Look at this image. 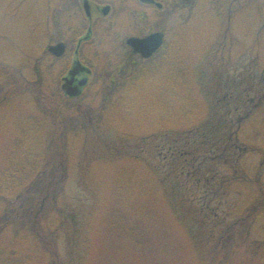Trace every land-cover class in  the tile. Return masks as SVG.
<instances>
[{
	"label": "rangeland",
	"instance_id": "rangeland-1",
	"mask_svg": "<svg viewBox=\"0 0 264 264\" xmlns=\"http://www.w3.org/2000/svg\"><path fill=\"white\" fill-rule=\"evenodd\" d=\"M96 1L110 19L0 0V172L32 163L0 194V264H264V213L243 219L264 196V0ZM154 32L143 64L130 41ZM60 44L92 72L81 99L61 96ZM168 54L190 89L146 70L129 96Z\"/></svg>",
	"mask_w": 264,
	"mask_h": 264
},
{
	"label": "flooded vegetation",
	"instance_id": "flooded-vegetation-1",
	"mask_svg": "<svg viewBox=\"0 0 264 264\" xmlns=\"http://www.w3.org/2000/svg\"><path fill=\"white\" fill-rule=\"evenodd\" d=\"M138 1L141 4V6L151 11L157 10L160 13L165 12L166 6L157 0H153V3H146V2H142L141 0ZM96 2H97L96 0H57V5L59 7L57 11H60V13L63 12L62 15H65V17H67L66 20H73L74 18H78V17H83L84 20L89 22H95L98 19H103V20L110 19L113 16L112 14L115 9L114 6L112 5L100 6ZM85 5L87 6V10ZM171 7L172 8L170 9V13L166 14V16L169 17L170 19L175 17V13L179 11V7L175 6L174 4H172ZM186 8L191 9L188 11L190 12L193 9V5L187 4ZM106 9H108V14H104V11ZM48 10L49 11L52 10L50 6ZM154 33H150L147 36L143 37L142 39H145L146 37ZM92 34H93L92 28L88 29V32L84 39L86 40L90 39V37H92ZM80 41L79 43H81ZM165 48H167L166 43L163 45L162 49H160L155 55H159L161 51H163ZM78 49H79V44H78ZM68 52H69L68 46L65 44V54L61 58H57L60 62H64L67 66L69 64V63L67 64V62H70V60L73 61L70 69L67 70L65 75L62 77L61 96H63L68 100H78L84 97L83 92L85 88L89 85V77L91 76L92 72L88 68H86L79 59L78 57L79 50L78 51L76 50L71 55ZM146 62H147L146 60L142 59L143 64H146ZM78 63L81 64L82 66L80 67L77 66ZM70 92L76 93L77 97H70L68 95V93Z\"/></svg>",
	"mask_w": 264,
	"mask_h": 264
},
{
	"label": "trees",
	"instance_id": "trees-1",
	"mask_svg": "<svg viewBox=\"0 0 264 264\" xmlns=\"http://www.w3.org/2000/svg\"><path fill=\"white\" fill-rule=\"evenodd\" d=\"M170 54L166 55L165 58L161 60H156L153 61L148 67L146 66L143 71L137 73L135 78L131 81L130 83V90H129V96L136 95L139 91V88H142L144 85L142 76H144V71L146 70H151V72L146 76L148 79H151L156 70L160 69V73L162 72L167 75V79H165V85L168 87L170 90L172 87L174 91L180 92V91H188L190 89L189 84L186 81V73L185 75L181 74L179 75V79L177 81V84L179 85H174L172 80H169V71H170V65L168 58ZM171 69H174V65L172 64ZM174 73V72H172ZM163 81V82H164ZM176 81V80H175ZM173 84V85H171ZM188 87V88H187ZM127 96V90H125L123 96ZM125 96V97H126ZM128 96V97H129ZM127 100H123L120 102V104H124L127 102ZM118 109L115 110V112ZM22 156H25L24 154ZM25 161L24 159L20 156V159H17V157H14V155L11 156L10 161L8 163V167L6 170L0 172V194H7V193H12L15 191H18L21 188V185L24 184L23 181L20 180V175L24 173L26 170H28V166L30 167L32 163L27 164V167H23ZM264 213V196L261 197V200L257 201L246 213L245 216H243V219H247L248 222L254 223L258 218L261 217V215Z\"/></svg>",
	"mask_w": 264,
	"mask_h": 264
},
{
	"label": "water",
	"instance_id": "water-1",
	"mask_svg": "<svg viewBox=\"0 0 264 264\" xmlns=\"http://www.w3.org/2000/svg\"><path fill=\"white\" fill-rule=\"evenodd\" d=\"M142 2L146 3H153V0H141ZM86 10L87 6L85 5ZM104 14H108V9L104 11ZM130 43L133 45V47L138 51L139 53H142L143 57L149 58L151 57L155 52H157L161 46L163 45V35L157 33L154 34L146 39H132ZM51 52L54 53L57 57H61L65 53V47L64 45L60 44L54 48L51 49ZM77 66L80 67V64ZM70 97H76V93H68Z\"/></svg>",
	"mask_w": 264,
	"mask_h": 264
}]
</instances>
